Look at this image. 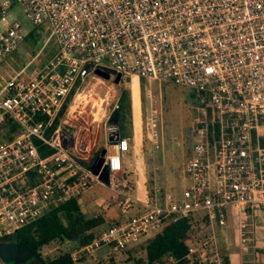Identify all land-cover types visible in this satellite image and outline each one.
Returning a JSON list of instances; mask_svg holds the SVG:
<instances>
[{
  "label": "built area",
  "instance_id": "obj_1",
  "mask_svg": "<svg viewBox=\"0 0 264 264\" xmlns=\"http://www.w3.org/2000/svg\"><path fill=\"white\" fill-rule=\"evenodd\" d=\"M20 14L47 29L55 53L26 77L22 68L0 80V238L93 185L122 209L138 201L123 178L126 138L105 148V184L87 164L90 128L70 123L87 79L105 80L100 70L110 80L118 74V83L135 76L186 86L203 108L179 193L154 191L133 215L73 247L71 260L96 259L103 246L119 252L168 222L192 219L201 228L181 264H222L224 229L235 216L239 246L250 244L264 264V0H0V62L28 31ZM259 236L262 254L254 251Z\"/></svg>",
  "mask_w": 264,
  "mask_h": 264
},
{
  "label": "rangeland",
  "instance_id": "obj_2",
  "mask_svg": "<svg viewBox=\"0 0 264 264\" xmlns=\"http://www.w3.org/2000/svg\"><path fill=\"white\" fill-rule=\"evenodd\" d=\"M19 19L23 24L24 32L33 27L30 22L24 19L22 14L19 15ZM34 30L33 38L24 37L18 48L0 62V80L6 79L22 68H24L23 76L26 77L31 70L44 65L53 56L55 53L54 42L51 39L45 41L48 35L47 29L41 26L39 28L34 27ZM127 90H129L132 124L136 128L139 115V91L136 77L132 78L129 85L126 83L114 84L110 80L100 82L89 78L82 86V95L84 96L80 99L78 106L72 107L75 117L70 120V123L74 129L92 127L90 135L97 139L95 146L88 154V158L94 156L95 153L97 154L96 151L104 145V127L107 124L106 120L111 116L115 98L119 97L121 91L127 92ZM140 107L143 136L147 137L148 135L150 138L151 135V139H154V141L145 143V145L150 146L149 154L143 153L146 155L143 156V161L137 162L138 168L140 167L144 172V192L148 196L154 191L159 194L164 193L165 190L179 193L185 183V166L188 150L192 143V129L196 120L201 118L203 105L198 102L194 92L186 86L161 83L158 80H151L150 82L144 80V84H140ZM131 117L126 116L124 120L126 126L129 125ZM84 138L87 139L88 135L85 134ZM96 148L97 150H95ZM122 168L128 169V163L122 164ZM98 188L99 186L93 185L90 190L97 192L104 198L110 195L108 190H98ZM139 188L142 189L143 187L140 186ZM98 199L93 200L90 204L98 208L102 202L101 199ZM130 203L133 206V202L130 201ZM138 206L141 205L135 203L134 208L123 206L124 210L121 211L120 206L115 205L113 211L118 212V219L121 220L137 212L140 209ZM89 211L92 214L95 213L94 210ZM234 236L231 238L232 244L228 252L230 255L242 251L238 247L236 234ZM142 246L140 242L137 245L133 243L127 246V248H131L128 250L134 252L133 254L123 251L110 254L113 263L135 264L134 259L143 256ZM73 247L74 243L70 241L54 239L41 246L38 253L41 257L51 258L64 251H70ZM248 247L246 244V250ZM98 250L106 253L101 256L96 253L95 261L89 256L86 258L83 256L75 264H94L99 260V256L104 258L109 252L106 246ZM26 261L15 264H25ZM243 262L251 264L247 258H243Z\"/></svg>",
  "mask_w": 264,
  "mask_h": 264
},
{
  "label": "trees",
  "instance_id": "obj_3",
  "mask_svg": "<svg viewBox=\"0 0 264 264\" xmlns=\"http://www.w3.org/2000/svg\"><path fill=\"white\" fill-rule=\"evenodd\" d=\"M34 27L29 29L25 37L33 38ZM72 95L69 92L62 107L66 106ZM129 92L121 91L118 97L117 107L112 110L111 116L116 117V122L123 121L126 116L130 115L129 106ZM208 111V108H207ZM115 123L112 125L115 127ZM6 139L12 137L10 132L4 135ZM97 153L99 152L96 151ZM96 153L94 154V156ZM87 164H90L93 157ZM77 198H70L68 201L54 207L43 216L37 218L31 223L19 228L12 235L0 238V242H22L31 251L32 255L26 259L25 264H75L70 258L69 251L57 254L51 258L41 257L38 249L46 245L54 239L67 240L74 243V247L88 242L94 235L109 226L118 224L120 219L111 217L106 211H102L97 215L84 217L76 203ZM111 218V220L106 221ZM107 222L103 228H96L97 226ZM200 224L192 219H179L176 222H168L158 231L146 235L140 242L141 249H143V256L134 259L135 264H161L163 259L171 256L176 260L174 264H181L186 252L187 241L196 235L200 230ZM125 248L121 251L133 254ZM111 252H107L104 258L100 257L94 264H114L112 261ZM86 258V257H85ZM80 259V258H79ZM95 261L96 259H92ZM7 264H15L14 262H7Z\"/></svg>",
  "mask_w": 264,
  "mask_h": 264
},
{
  "label": "crops",
  "instance_id": "obj_4",
  "mask_svg": "<svg viewBox=\"0 0 264 264\" xmlns=\"http://www.w3.org/2000/svg\"><path fill=\"white\" fill-rule=\"evenodd\" d=\"M110 80V78L108 79ZM137 80V84H138V91H139V111H138V123L136 128L134 127V125L132 124V117H131V108H130V123L129 125H125L124 120L121 122L115 123V127L112 125L113 123H108L106 124V126L104 127L105 131H104V145H102V148H108L111 144L115 143L117 141V139L119 138H126L127 143H128V150L125 153H122V164H124L125 162L128 163L129 168H123V178L127 179L128 181H130L131 183H133V190L131 192V196H134V199L138 200L133 202V206L132 203L129 202L128 207H133L135 206V203L138 205H141V202L139 201H144L148 195L145 194L144 192V180H143V170L140 169V167L138 168V161H143V156H146L145 154H149V148L150 146L145 145V143L151 141L150 138L143 136V132H142V122H141V107H140V84H144V79H140V78H136ZM106 81V80H105ZM112 82V80H110ZM129 81L127 80L125 83L126 85H129ZM113 83V82H112ZM125 83H117V84H125ZM129 92V90H128ZM129 96V95H128ZM115 104H118V98H115ZM129 106H130V99H129ZM112 110V109H111ZM107 121V120H106ZM120 124V125H119ZM92 128V127H91ZM90 128V131L92 130ZM87 134L86 132L83 133V135ZM93 137V136H91ZM146 138V139H145ZM95 138V142H96ZM95 145V143H94ZM100 146V145H99ZM104 148V149H105ZM99 149V150H100ZM97 150V148L95 149ZM143 153H145L143 155ZM99 186L98 190L100 189H104V190H108L107 188H105L104 186L101 185H97ZM140 186H142L143 188H139ZM92 187V186H91ZM91 187H89L87 190H85L84 192H82L80 194L79 197H77L76 199V203L82 213V215L84 217H90L93 215H97L102 211H106L111 217H114L115 219H118V212H114L113 208L115 207V205H117V201H115V196L110 192V195H107L105 198L101 197L100 195L97 194V192H93L91 191ZM99 198V199H98ZM100 200L101 199V204L100 206L94 207L92 206V204H90L93 200ZM116 202V203H115ZM118 206V205H117ZM138 208H140V206H138ZM89 210H94L95 213H90ZM121 211H123L122 208H120ZM111 220V218L108 217V219L106 221ZM123 219L120 220L123 221ZM107 222L97 226L96 228H103L105 227L104 225H106ZM237 218L234 216L233 217V221H231L227 227L224 229V235L222 237V242H221V250L223 253V262L222 264H245L243 262V258H247V261L251 264H260L259 263V258H255L254 259V252L252 250V248L250 247V244H248V248L247 250L244 248H241L238 244V247L242 250V251H238L236 253H234L233 255L228 254L230 246L232 244L231 242V238L236 234L237 236V241L239 240L238 237V230H237ZM235 237V236H234ZM256 245L257 248H255V252H262V250L258 247V245H262L263 241H262V237H258L256 238ZM246 250V251H245ZM244 252V253H243ZM98 255H104L106 252L102 251V250H98ZM245 257H242L244 256ZM262 254V253H261ZM229 255V256H228ZM99 256V258H100ZM261 261V260H260Z\"/></svg>",
  "mask_w": 264,
  "mask_h": 264
},
{
  "label": "water",
  "instance_id": "obj_5",
  "mask_svg": "<svg viewBox=\"0 0 264 264\" xmlns=\"http://www.w3.org/2000/svg\"><path fill=\"white\" fill-rule=\"evenodd\" d=\"M94 73L105 79L108 80L110 78L109 73L105 71L95 70ZM119 80V75L116 74L112 78V82L117 84ZM116 117H108V123H115ZM105 153V149L102 148L99 150L97 155H95L90 163V171L92 174H96L98 179L102 183L108 182V175L107 169L105 165H102L103 162V155ZM32 255V251L22 242H0V259L4 262H14V263H21L28 259Z\"/></svg>",
  "mask_w": 264,
  "mask_h": 264
},
{
  "label": "bare ground",
  "instance_id": "obj_6",
  "mask_svg": "<svg viewBox=\"0 0 264 264\" xmlns=\"http://www.w3.org/2000/svg\"><path fill=\"white\" fill-rule=\"evenodd\" d=\"M134 77H135V76H133L132 78H134ZM132 78H131V80H132ZM131 80H130V81H131ZM130 81H129V82H130Z\"/></svg>",
  "mask_w": 264,
  "mask_h": 264
}]
</instances>
